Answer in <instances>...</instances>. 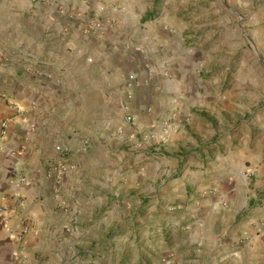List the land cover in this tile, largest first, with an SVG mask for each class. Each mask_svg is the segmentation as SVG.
Returning <instances> with one entry per match:
<instances>
[{
	"label": "crops",
	"instance_id": "1",
	"mask_svg": "<svg viewBox=\"0 0 264 264\" xmlns=\"http://www.w3.org/2000/svg\"><path fill=\"white\" fill-rule=\"evenodd\" d=\"M182 1L0 0V208L13 209L0 212V264H220L228 219L264 190V140L251 142L250 97L221 94L219 47L195 42ZM129 94L134 121H107L97 97ZM82 99L100 108L101 137L110 125L138 147L126 181L77 168L57 181L53 165L85 158ZM164 123L166 141L144 139Z\"/></svg>",
	"mask_w": 264,
	"mask_h": 264
},
{
	"label": "rangeland",
	"instance_id": "2",
	"mask_svg": "<svg viewBox=\"0 0 264 264\" xmlns=\"http://www.w3.org/2000/svg\"><path fill=\"white\" fill-rule=\"evenodd\" d=\"M164 1L156 0L157 4ZM182 2V13L188 18L197 16L195 42H204L208 39L207 44L202 46L204 49L208 45L219 47V50L215 52L219 61L217 70L228 72L226 79L221 82V94L228 89L230 95L233 92L230 97H250L252 106L246 113V119L248 122L254 121L251 142H262L264 140V134H261L264 130V0H183ZM2 26L3 22H0V28ZM97 99V104L102 107L106 105L109 113L106 116L107 121L115 120L120 115L126 121L124 108L126 97L122 100L120 97H97ZM92 102L87 101V105L91 104L90 110L87 105L84 107L82 99L80 106H82L83 114L81 113V117H77L76 120L77 125L87 124L83 134H90H86V140H88L86 154L83 151L79 152H83L85 158L80 155L82 160L79 161L80 165H75V169L77 168V173L91 172L93 180L98 181L108 175L105 171L108 169L111 178L116 175L119 178L124 176L126 181L127 175L131 173L123 162L128 163L130 159H133L138 147L132 148L135 142L131 138L121 141L124 133L119 128L109 125L107 132L101 137L102 133L99 129L94 130L90 127V120L95 118L92 112H98L100 109L92 106ZM65 105L68 107L70 104L67 102ZM84 109H89L90 113L87 115ZM96 118L103 121V117H99V114ZM84 120H86L85 123H83ZM224 121L232 123L231 118L228 117ZM238 122L236 125L240 126ZM81 137L83 138V135ZM260 166L259 170L264 168L262 163ZM249 182L252 188L254 181L250 179ZM262 187L264 186L259 185V188ZM255 196L256 199L245 207V211L236 218L228 219L229 230L221 238L227 240L229 245L220 251H216V248L213 255L220 264H264V190L256 192ZM117 230L119 226L109 233L114 234ZM237 232L238 234L234 237ZM94 234V240L102 244L105 235L103 236L100 230L94 231ZM98 248L101 247L96 243L92 244L95 253L99 251ZM249 256H251V261L248 260Z\"/></svg>",
	"mask_w": 264,
	"mask_h": 264
},
{
	"label": "built area",
	"instance_id": "3",
	"mask_svg": "<svg viewBox=\"0 0 264 264\" xmlns=\"http://www.w3.org/2000/svg\"><path fill=\"white\" fill-rule=\"evenodd\" d=\"M111 5H100L98 6V11L101 12V13H104L108 10V8H110ZM114 7V6H113ZM97 27L95 25L94 22H91L90 25H89V28L84 30V33H88V31H92V30H95ZM2 53L0 52V61H1V58H2ZM131 94H129V96L127 97V100H126V103H125V113H126V121L128 123H132L134 121V115L129 111V102L130 99H131ZM6 126H7V122L3 121L0 125V138L4 135L5 133V130H6ZM176 127L175 125L171 124V123H164L163 124V127H162V132L160 134H154V133H146L144 135V139H153V138H157L160 142H164L166 141L169 136H170V133L175 131ZM57 151L64 157H67L68 154H69V151L67 148L65 147H62V146H57L56 147ZM51 168H54L55 172H56V178H57V181H61L63 179V177L66 175L67 171L71 170V169H75V164L66 160V158H64L63 160H60L58 161L55 165H53V167ZM23 181H26L28 182L27 178H22ZM12 209V207L10 206H2L0 208V212H10ZM29 232V225L24 222L22 224V227H21V234H27Z\"/></svg>",
	"mask_w": 264,
	"mask_h": 264
}]
</instances>
